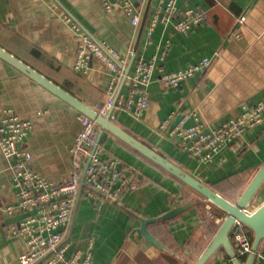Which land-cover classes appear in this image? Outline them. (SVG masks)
I'll use <instances>...</instances> for the list:
<instances>
[{
    "label": "crops",
    "instance_id": "crops-1",
    "mask_svg": "<svg viewBox=\"0 0 264 264\" xmlns=\"http://www.w3.org/2000/svg\"><path fill=\"white\" fill-rule=\"evenodd\" d=\"M136 1L138 5H132L140 21L134 26L120 7L107 12L100 0H0V46L91 108L106 98L110 74L95 59L90 60L85 74L73 71L79 39L65 16L128 57V73L138 57L159 56L167 40L170 45L158 62L164 72L211 59L205 71L176 89L161 88L155 71L147 87L149 103L141 117L115 107L112 121L236 202L264 164V122L246 132L241 146L223 149L208 163L181 149L169 131L183 114H190L185 126L216 127L237 115L242 105L264 97V0H177L180 11L195 8L203 15V21L187 35L171 24H157L149 34L158 0ZM118 91L127 97V79L119 81ZM1 109H11L32 123L24 140L31 153L30 167L55 183L66 181L72 170L70 148L79 129L80 112L2 59ZM99 139L107 153L118 158L122 167L136 168L145 182L123 193L115 203L82 196L63 232L69 252L85 250L91 244L92 264H193L227 213L105 130ZM11 180L10 162L0 152V264H20L24 251L21 237L5 234L13 221L4 212L15 201ZM263 202L264 182L247 210L253 211ZM180 207L185 208L181 213L161 219ZM144 220L152 221L142 227ZM245 232L253 241L252 231L246 227ZM229 239L233 243L230 235ZM257 254L253 264H264V241ZM226 256L219 249L205 264H228ZM247 257L240 258L241 264Z\"/></svg>",
    "mask_w": 264,
    "mask_h": 264
},
{
    "label": "built area",
    "instance_id": "built-area-1",
    "mask_svg": "<svg viewBox=\"0 0 264 264\" xmlns=\"http://www.w3.org/2000/svg\"><path fill=\"white\" fill-rule=\"evenodd\" d=\"M105 11L116 6L130 16L131 23L138 25L139 13L130 0H100ZM243 20V17L239 19ZM65 21L79 39V48L72 69L85 74L92 59L101 63L110 74L106 98L102 104L92 109L102 116L115 107H122L131 116L140 118L149 100L147 87L155 71L159 73V83L163 89H176L196 73L205 71L211 59L203 58L185 69L164 72L158 62H162L170 45L163 44L160 55L149 59L138 57L131 73L126 71L128 57L121 56L113 47L95 39L84 32L69 16ZM203 21L200 10L187 8L180 11L177 0H158L155 15L149 24L150 34L157 24L173 28L187 35ZM121 79L129 82V91L124 99L116 93ZM190 114H183L169 131L172 139L191 157L208 163L223 149L241 146L244 135L250 129L264 122V97L252 104H244L241 111L216 127H206L201 123L185 126ZM79 129L70 148L72 170L68 179L61 183L48 180L34 171L29 162L31 153L24 140L32 129L29 119L18 117L11 109L0 110V152L10 162L12 186L15 201L4 208L13 221L8 224L5 234L8 238L21 237L24 251L19 256L20 264H92L91 244L85 250L69 252V242L63 232L69 227L75 208L82 196L115 203L127 191L136 190L145 178L133 167H122L115 156L107 153L100 143L102 129L89 117L79 114ZM247 226L239 221L233 222L230 236L235 258L238 260L252 253V241L246 234ZM257 257V252L254 253ZM232 261V260H231Z\"/></svg>",
    "mask_w": 264,
    "mask_h": 264
},
{
    "label": "water",
    "instance_id": "water-1",
    "mask_svg": "<svg viewBox=\"0 0 264 264\" xmlns=\"http://www.w3.org/2000/svg\"><path fill=\"white\" fill-rule=\"evenodd\" d=\"M134 6L138 5L136 0H130ZM0 59L11 65L13 68L30 78L32 81L50 91L52 94L75 108L81 114L94 120L102 129L123 142L132 150L140 154L154 165L158 166L166 173L177 179L182 184L191 188L198 195L210 201L224 212L227 216L223 220L215 236L212 238L208 246L195 260L193 264H205L219 249H224L228 257L232 260V264H241L235 258L234 251L229 239L233 222L237 219L243 222L253 233L252 253L248 255L244 264H253L255 260L254 253L259 250L260 244L264 241V202L253 211H248L251 200L264 182V164L255 173L240 197L236 202H231L219 193L215 192L206 184L202 183L189 173L184 171L178 165L167 159L165 156L154 150L152 147L143 143L123 128L115 124L110 119V112L106 116L100 115L91 107L85 105L73 95L59 87L51 80L43 76L41 73L24 63L22 60L14 56L12 53L0 46ZM185 208L180 207L166 213L161 219H167L181 213ZM152 220H144L142 227Z\"/></svg>",
    "mask_w": 264,
    "mask_h": 264
},
{
    "label": "trees",
    "instance_id": "trees-1",
    "mask_svg": "<svg viewBox=\"0 0 264 264\" xmlns=\"http://www.w3.org/2000/svg\"><path fill=\"white\" fill-rule=\"evenodd\" d=\"M158 167V166H157ZM161 169V168H160ZM226 258H227V261H228V264H232V261H231V259L228 257V256H226ZM239 261L241 262V260L239 259Z\"/></svg>",
    "mask_w": 264,
    "mask_h": 264
},
{
    "label": "rangeland",
    "instance_id": "rangeland-1",
    "mask_svg": "<svg viewBox=\"0 0 264 264\" xmlns=\"http://www.w3.org/2000/svg\"><path fill=\"white\" fill-rule=\"evenodd\" d=\"M225 193H227V192H225Z\"/></svg>",
    "mask_w": 264,
    "mask_h": 264
}]
</instances>
